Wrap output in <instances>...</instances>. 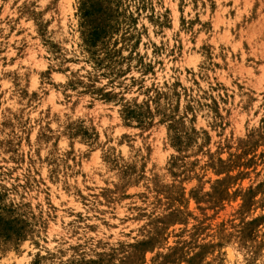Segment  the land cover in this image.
<instances>
[{"label": "rangeland", "instance_id": "obj_1", "mask_svg": "<svg viewBox=\"0 0 264 264\" xmlns=\"http://www.w3.org/2000/svg\"><path fill=\"white\" fill-rule=\"evenodd\" d=\"M0 264H264V0H0Z\"/></svg>", "mask_w": 264, "mask_h": 264}]
</instances>
